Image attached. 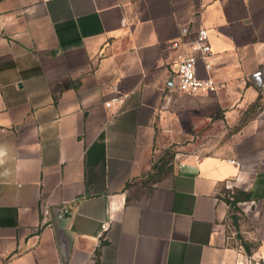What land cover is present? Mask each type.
<instances>
[{
	"label": "crops",
	"instance_id": "crops-1",
	"mask_svg": "<svg viewBox=\"0 0 264 264\" xmlns=\"http://www.w3.org/2000/svg\"><path fill=\"white\" fill-rule=\"evenodd\" d=\"M200 28L211 69L196 74L216 89L180 94ZM112 85L121 108L104 105ZM177 95L190 119L254 114L228 154L145 184ZM237 192L248 255L224 221ZM45 208L65 214L66 264H264V0H0V264H63Z\"/></svg>",
	"mask_w": 264,
	"mask_h": 264
},
{
	"label": "rangeland",
	"instance_id": "rangeland-1",
	"mask_svg": "<svg viewBox=\"0 0 264 264\" xmlns=\"http://www.w3.org/2000/svg\"><path fill=\"white\" fill-rule=\"evenodd\" d=\"M179 96V95H177ZM175 96L173 101L175 102ZM179 100V102L177 101ZM172 102L171 123L166 132H159L157 138V149L159 155L155 162L167 160V168L173 170L176 159L185 156L205 155H226L230 151L233 138L240 129L248 122L254 111L241 110L238 115L231 118H224L222 114L215 117H192L198 105L191 100V97L181 95ZM195 109V110H194ZM185 116L184 124L191 123L189 131L182 129L180 116ZM196 123V124H195ZM226 198H228L226 196ZM229 207V206H228ZM237 214V222L232 219L231 208L225 218L226 232L231 237L232 246L244 254H249L255 248V240L252 235V218L246 215L241 209Z\"/></svg>",
	"mask_w": 264,
	"mask_h": 264
},
{
	"label": "built area",
	"instance_id": "built-area-1",
	"mask_svg": "<svg viewBox=\"0 0 264 264\" xmlns=\"http://www.w3.org/2000/svg\"><path fill=\"white\" fill-rule=\"evenodd\" d=\"M49 1V0H43ZM190 53L179 60L176 69V91L180 94H197L199 92H214L216 87L211 79H200L196 74V65L199 60L204 64L206 71L211 69L209 58L211 47L207 29L197 30L194 39L189 43ZM110 97L105 101L106 108H121L126 100V95L119 89L118 85H112L109 90ZM49 210H42V223H47Z\"/></svg>",
	"mask_w": 264,
	"mask_h": 264
},
{
	"label": "trees",
	"instance_id": "trees-1",
	"mask_svg": "<svg viewBox=\"0 0 264 264\" xmlns=\"http://www.w3.org/2000/svg\"><path fill=\"white\" fill-rule=\"evenodd\" d=\"M167 164V160H160L159 162H155L152 166L151 172L147 174L146 179L143 183L154 184L168 177L172 173V169L170 167L167 168ZM246 199L247 196L244 192H237V194H233L229 198H225L226 204L231 208L232 219L234 220V222H237V214L240 213L237 203Z\"/></svg>",
	"mask_w": 264,
	"mask_h": 264
},
{
	"label": "water",
	"instance_id": "water-1",
	"mask_svg": "<svg viewBox=\"0 0 264 264\" xmlns=\"http://www.w3.org/2000/svg\"><path fill=\"white\" fill-rule=\"evenodd\" d=\"M256 82L257 84H259L260 77L256 78ZM50 216H51V224L54 228L55 236L60 246L62 263L66 264L68 260V251H69L68 240L65 232L66 217L65 214L61 212L60 209L58 208H53L51 210Z\"/></svg>",
	"mask_w": 264,
	"mask_h": 264
}]
</instances>
